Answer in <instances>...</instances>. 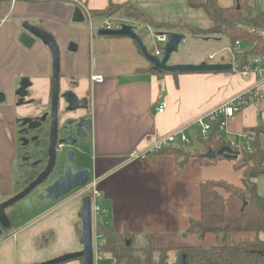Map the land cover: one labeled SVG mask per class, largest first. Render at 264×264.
<instances>
[{
    "label": "crops",
    "instance_id": "0c3cea01",
    "mask_svg": "<svg viewBox=\"0 0 264 264\" xmlns=\"http://www.w3.org/2000/svg\"><path fill=\"white\" fill-rule=\"evenodd\" d=\"M75 1L0 0V93L5 97L0 103V202L21 188L14 181L19 156L17 120L39 113L50 99L51 53L39 40H28L23 29L28 23L48 31L56 40L60 92L70 89L73 82L72 93L88 101V111H78L77 116L85 115L91 123L85 142L90 141V166L80 167L89 168L90 179L98 182V203L106 214L97 222L117 234H151L159 248L215 245L213 235L200 240L186 230L189 220L199 218L200 182L226 181L242 187L240 173L233 170L231 160L225 158L209 166L194 165L192 160L179 164L180 158L172 153L154 154L144 161H128L126 157L134 151H147L156 140L180 130L192 140L197 134L192 125L195 119L248 90L254 77L244 78L230 70L158 75L135 41L128 37H92L84 16L83 22L72 21L74 9L80 8ZM128 1L80 3L86 11L102 10L109 3L132 5L160 24L182 23L204 30L212 26L203 10L189 8L187 0ZM216 2L222 8L235 4L234 0ZM184 36L185 40L191 35ZM241 43L239 55L250 51L241 50ZM70 44L75 46L74 51L68 49ZM206 57L168 62L199 64L206 62ZM215 60L231 65L227 55ZM92 75L101 76L103 82H93ZM21 80L30 83L24 101L15 95ZM247 100L250 104L228 119L220 134L226 141L239 143L240 134L251 133L253 138L250 130L260 126L263 133L259 140L264 148V98ZM33 101L39 104H30ZM160 103L165 106L162 113L158 112ZM255 185L258 194L264 196V173L257 176ZM67 195L53 202L36 201L29 208L20 202L6 210V214L11 212V228H0V264H38L81 250L82 197ZM95 225H91L93 232ZM49 233L53 238L48 246H35L36 238ZM82 262L78 259L63 264Z\"/></svg>",
    "mask_w": 264,
    "mask_h": 264
},
{
    "label": "trees",
    "instance_id": "16d2710c",
    "mask_svg": "<svg viewBox=\"0 0 264 264\" xmlns=\"http://www.w3.org/2000/svg\"><path fill=\"white\" fill-rule=\"evenodd\" d=\"M234 1V6L222 8L218 6L216 0H187L189 8L201 9L211 19L212 26L206 30L182 23L160 24L132 5L126 4L109 3L102 10L88 12L93 22H99L118 13L121 18L144 26L148 25L155 30L163 29L192 36L221 34L227 38L228 45L232 47L235 41L244 40L253 47L249 52L237 55L236 58L241 64H246L254 55L264 56V13L259 11L253 17H244L242 13L249 11L252 6L246 0ZM84 16L86 17L85 14ZM218 124L215 121L211 123L206 137L195 134L190 143L193 147L182 143L169 144L156 152L158 155L166 153L177 155L180 158L179 164L192 160L194 165L210 166L225 158L234 163L233 170L240 173L242 187H236L226 181L200 182L199 218L189 220L186 230L188 234L195 235L200 240L205 238V235H213L216 244L210 247L198 245L159 248L155 245V239L151 234L139 236L117 234L111 227L99 222L94 230L97 236L95 255L98 263L181 264V259L185 255L184 264H264V196L258 194L255 185L257 176L264 173V148L261 147L259 140L263 130L260 126L250 130L254 133L250 144L251 152L243 149L237 159L235 150L230 155L218 154L225 147H229V141L220 134ZM211 152L215 155L209 156ZM28 181L25 180L24 183ZM10 214L7 212L9 220ZM10 228L11 223L6 229ZM232 235L245 237L233 238ZM52 238V233L38 237L34 242L35 246L44 248L51 243ZM171 254L174 256L172 261H170Z\"/></svg>",
    "mask_w": 264,
    "mask_h": 264
},
{
    "label": "water",
    "instance_id": "95a60500",
    "mask_svg": "<svg viewBox=\"0 0 264 264\" xmlns=\"http://www.w3.org/2000/svg\"><path fill=\"white\" fill-rule=\"evenodd\" d=\"M72 21L83 22V15L80 8L76 7L73 11ZM24 31L31 37L39 40L43 45H45L51 53V92H50V116H49V135H48V145L46 148L47 161L41 172L31 181L27 183H21V188L19 192L5 199V201L0 202V228L6 230L10 225V220L6 214V210L13 209L15 206L23 202L24 205L30 207L31 204H35L36 201L42 202H53L62 199L65 195L85 187L91 178V170L89 168L79 169L76 173H72L71 164L74 158V151L68 150L65 165V171L62 176H59L54 180L49 186H45V182L49 175L51 174V167L53 166V160L55 157L54 149L56 142V114L57 107L60 105L65 106V112L76 113L78 111H86L87 109V99L78 98L76 94L71 91H63L60 94V51L54 36H52L48 31L42 30L39 27L24 23ZM167 41L162 46V56L158 58L152 55L147 48H145L141 37L136 34L131 26L122 25L120 28L114 30H99L97 35L103 37H128L129 39L135 41L136 46L140 49L143 57L147 62L152 64L154 71L158 73L168 72V73H192V72H222L226 70H231L230 64H209L206 62H201L199 64H170L169 58L172 54L176 53L178 50V45L184 40L185 36L179 32L167 31ZM69 50L74 51L75 46L69 45ZM30 87V83L26 80H21L19 88L17 89L15 95L19 96L21 101L27 97V88ZM5 101L3 93H0V103ZM37 119L34 118H23L20 120V125L28 126V130L41 128L40 123H34ZM44 120L40 119L39 122ZM18 123V122H17ZM74 125V138L70 135L63 138L61 142L69 146H75L80 140L84 143L87 142V132L91 129V123L87 116H78L73 120ZM30 124H33L32 126ZM40 131V130H39ZM22 131H19V134ZM69 133V132H68ZM26 145V141H24ZM232 150L229 147H225L218 154L219 155H230ZM215 155L211 152L209 156ZM40 162L34 163L35 165ZM25 178V177H24ZM33 196V200L30 201L29 198ZM80 226L81 235L79 238L82 248L78 252L66 253V255L52 258V260L41 262L38 264H63L67 261L82 259V264H93L94 262V250H93V226L91 211H90V197L84 195L82 198V205L80 209ZM185 262V255L181 259V264Z\"/></svg>",
    "mask_w": 264,
    "mask_h": 264
},
{
    "label": "built area",
    "instance_id": "2783aa9c",
    "mask_svg": "<svg viewBox=\"0 0 264 264\" xmlns=\"http://www.w3.org/2000/svg\"><path fill=\"white\" fill-rule=\"evenodd\" d=\"M138 1H148L152 2L154 0H129L128 3H134ZM248 3L253 6V8L259 12L262 11L264 13V0H246ZM76 4L80 7L82 14L86 15L85 19L89 22V34L94 37L98 36L97 33L99 30L107 29V30H114L120 28L122 25L131 26L133 31L141 37L143 29L146 30V33H149L155 44L158 46H154V50L151 53L152 55L161 58L162 56V46L167 41V34L166 32H154L153 28L150 26H144L138 24L136 22H131L127 19L121 18L119 14L112 15L107 18H103L99 22H93L90 18L88 10L82 6L80 0L75 1ZM142 39V38H141ZM144 46L146 47V42L143 41ZM240 45L239 41H235L234 46H226L221 49V51L213 54H209L206 57V63L209 64H217L216 58H221L223 55H227L230 63H231V72L234 74H239L244 78H251L254 77L255 81L242 94H238L236 97L226 101L223 103V106H220L214 110L209 111L207 114L197 117L192 124L195 126L196 133L201 135L202 137H206L208 135L209 129L211 127V123L213 121L219 123L218 130L220 133H223L226 128V123L228 119L232 118L238 111L242 110L243 108L247 107L250 103L248 98L253 100L264 98V56L254 55L250 58V61L246 64H241L239 60H237V55H239ZM90 79L93 82L101 83L103 79L101 76L92 75ZM158 112L162 113L164 110V104L160 103L158 105ZM240 142L237 143L235 140L229 142V148L231 150L237 151L236 158L238 159L240 152L243 149H247L251 151L250 143L252 142V136L247 134H240L239 135ZM176 141L181 142L182 144L189 145L191 140L183 133V130H180L176 133H171L165 136L160 140H156L148 149L147 151H134L127 155L126 159L128 161H144L151 157V155L156 154V152L160 151L162 148L169 144H174ZM81 195L85 194L90 197V211H91V220L93 226L98 223L97 220L100 216L106 214L101 206L98 203L99 199V189H98V182L94 179L90 180L89 183L81 188ZM96 234L93 232L92 241H93V250H94V262L93 264H100L98 263L95 255V246H96Z\"/></svg>",
    "mask_w": 264,
    "mask_h": 264
},
{
    "label": "flooded vegetation",
    "instance_id": "af4514ba",
    "mask_svg": "<svg viewBox=\"0 0 264 264\" xmlns=\"http://www.w3.org/2000/svg\"><path fill=\"white\" fill-rule=\"evenodd\" d=\"M74 83H70V89L69 91L72 92V88ZM51 92V91H50ZM62 92V91H61ZM60 92V94H61ZM51 97V95H50ZM34 103L35 105H38L39 102H31L30 104ZM87 109H88V101H87ZM57 114H56V144L54 149V160L52 163V171L49 177L47 178L46 182L44 183L45 186H49L54 180H56L57 177L62 176L65 171V165L67 164L66 156L68 150H77V147H79V143L84 142L80 140L75 146H69L61 142L63 138L70 135L74 138L75 130H74V123L73 120L76 119L77 113H70L65 112V106L60 105L57 107ZM61 111V112H60ZM88 111V110H87ZM49 116H50V99L46 106L41 109V111L37 114H34L30 117H24V118H34L37 119L34 123H40L39 129H33L28 130V126L20 125V120L23 118H20L17 120L18 123H16L17 126V140H18V159L17 163L15 165L14 169V181L16 183L20 182L24 183L25 180H33L42 170L43 165H45L47 161V154H46V148L48 145V133H49ZM42 119L44 121L39 122V120ZM31 126L33 124H30ZM40 130V131H39ZM19 131H22L19 134ZM69 132V133H68ZM24 141H26V145H24ZM75 156V154H74ZM42 162L37 163L36 165L34 163L36 162ZM74 162V158H73ZM73 162L71 164V168L73 165ZM82 169L80 166H78V170ZM78 170H73L72 173H76ZM25 177V178H24ZM91 180V179H90ZM84 195H81L80 197H83Z\"/></svg>",
    "mask_w": 264,
    "mask_h": 264
},
{
    "label": "rangeland",
    "instance_id": "374dc122",
    "mask_svg": "<svg viewBox=\"0 0 264 264\" xmlns=\"http://www.w3.org/2000/svg\"><path fill=\"white\" fill-rule=\"evenodd\" d=\"M256 13H257V11L252 6V8L249 9V11H244L242 13V16L249 18V17H253L254 14H256ZM119 16H121V15L119 14ZM141 38L143 41H145L147 43L145 48H147L149 52H150V50L154 49L153 48L154 46H158L157 44H155V42L153 41V39L151 38L149 33H146L145 29H143V31H142ZM206 38H208V39H206ZM215 38H218L220 40H217ZM241 42H242L241 43V50L242 49L243 50H250V48L252 47L251 43H249L247 41L243 40ZM227 44H228V40L226 39V37L224 35H220V36L216 35V37L212 36V35H206V36H192L191 35V36H187L186 39L178 45L177 52L170 56L169 62L170 63L175 62V61H177V59L185 60V59H190V58H194L197 60L198 59L203 60L207 54L220 51L221 48H223ZM89 150H90V141L87 144H85V143L83 144L81 142L79 143V147H77V150L74 151L75 156H74V162L72 165L73 170H78V166H82V167H84L85 165L90 166ZM80 192H81V188L69 193L68 195L72 194V197L76 196L79 198L81 196ZM83 195H85V194H83ZM24 207L29 208L26 205H24ZM99 219L102 220L103 216H100ZM173 259H174V256H173V254H171L170 255V261H172ZM168 262H169V260H168Z\"/></svg>",
    "mask_w": 264,
    "mask_h": 264
}]
</instances>
